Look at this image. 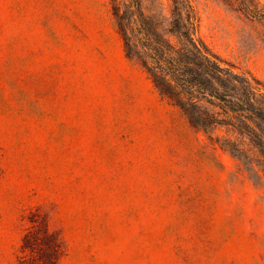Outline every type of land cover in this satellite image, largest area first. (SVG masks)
Wrapping results in <instances>:
<instances>
[{
    "label": "rangeland",
    "instance_id": "1",
    "mask_svg": "<svg viewBox=\"0 0 264 264\" xmlns=\"http://www.w3.org/2000/svg\"><path fill=\"white\" fill-rule=\"evenodd\" d=\"M142 2L170 17V0ZM194 4L224 66L264 90V0ZM227 137L128 58L109 0H0V264L37 205L62 264H264V189Z\"/></svg>",
    "mask_w": 264,
    "mask_h": 264
},
{
    "label": "trees",
    "instance_id": "2",
    "mask_svg": "<svg viewBox=\"0 0 264 264\" xmlns=\"http://www.w3.org/2000/svg\"><path fill=\"white\" fill-rule=\"evenodd\" d=\"M166 22L148 14L142 0H109L113 23L129 59L194 127L225 123L241 139L225 138L251 178L264 189V90L259 79L235 73L200 35L194 0H170ZM220 116L222 118H220ZM223 121V122H222ZM17 264H62L67 246L43 206L22 216Z\"/></svg>",
    "mask_w": 264,
    "mask_h": 264
}]
</instances>
